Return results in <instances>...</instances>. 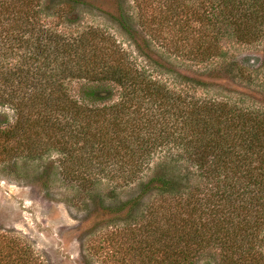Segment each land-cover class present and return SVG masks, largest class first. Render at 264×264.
I'll return each mask as SVG.
<instances>
[{"label":"trees","instance_id":"obj_1","mask_svg":"<svg viewBox=\"0 0 264 264\" xmlns=\"http://www.w3.org/2000/svg\"><path fill=\"white\" fill-rule=\"evenodd\" d=\"M263 39L264 0H0V165L106 217L89 264H264Z\"/></svg>","mask_w":264,"mask_h":264},{"label":"rangeland","instance_id":"obj_2","mask_svg":"<svg viewBox=\"0 0 264 264\" xmlns=\"http://www.w3.org/2000/svg\"><path fill=\"white\" fill-rule=\"evenodd\" d=\"M85 14L81 15L82 23H104L97 16ZM111 30L116 31L115 28ZM116 35L124 41L125 47L134 49L117 31ZM237 49L240 56H252L255 63L264 62V39L254 46ZM255 73V85H264V63ZM126 195L123 191L121 197L126 198ZM72 197L70 190L54 188L48 192L31 178H21L0 165V232L22 237L41 256L44 264H86L91 243L94 240L97 243L105 231L96 226L103 224L106 217L70 201ZM93 228H97L94 233L87 234ZM204 263L202 260L198 264Z\"/></svg>","mask_w":264,"mask_h":264}]
</instances>
